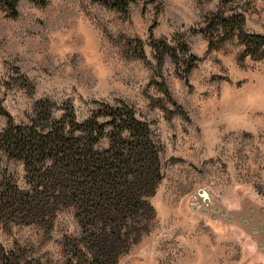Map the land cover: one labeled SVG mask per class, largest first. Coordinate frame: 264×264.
<instances>
[{
    "label": "rangeland",
    "instance_id": "1",
    "mask_svg": "<svg viewBox=\"0 0 264 264\" xmlns=\"http://www.w3.org/2000/svg\"><path fill=\"white\" fill-rule=\"evenodd\" d=\"M37 1L15 13L0 5L5 111L26 123L47 99L81 122L125 104L160 150L152 230L119 264H264V48L250 55L244 39L264 38V2L135 0L122 12L98 0ZM215 15L241 30L215 32ZM5 176L26 188L22 163L0 153ZM79 236L70 209L48 234L0 223V245L33 264H65L63 242Z\"/></svg>",
    "mask_w": 264,
    "mask_h": 264
},
{
    "label": "trees",
    "instance_id": "2",
    "mask_svg": "<svg viewBox=\"0 0 264 264\" xmlns=\"http://www.w3.org/2000/svg\"><path fill=\"white\" fill-rule=\"evenodd\" d=\"M19 1L0 0V5L15 13ZM98 1L122 12L135 2ZM213 17L217 33L241 30L240 21ZM244 39L250 55L264 48L262 37ZM157 60L161 65L163 57ZM0 116L6 119L0 153L22 163L26 186L20 189L10 176L0 180L4 227H37L48 234L57 215L72 210L80 236L63 242L65 264H119L150 233L156 217L150 199L163 179L160 150L149 124L129 106L103 104L79 122L72 107L46 99L35 104L26 123H16L0 102ZM0 264L33 261L0 245Z\"/></svg>",
    "mask_w": 264,
    "mask_h": 264
},
{
    "label": "water",
    "instance_id": "3",
    "mask_svg": "<svg viewBox=\"0 0 264 264\" xmlns=\"http://www.w3.org/2000/svg\"><path fill=\"white\" fill-rule=\"evenodd\" d=\"M262 2H264V0H261ZM200 202L204 203L205 206H207V204L211 201V197L208 194V192L206 190H201L199 195H198ZM224 214L226 215V217H228V212L224 211Z\"/></svg>",
    "mask_w": 264,
    "mask_h": 264
}]
</instances>
